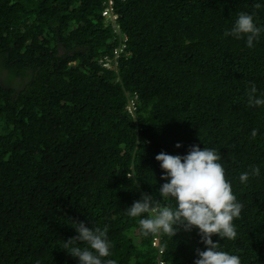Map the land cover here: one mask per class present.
<instances>
[{"label": "trees", "instance_id": "1", "mask_svg": "<svg viewBox=\"0 0 264 264\" xmlns=\"http://www.w3.org/2000/svg\"><path fill=\"white\" fill-rule=\"evenodd\" d=\"M239 12L264 25V0H0V264H77L80 221L107 226L117 264H194L195 227L145 237L124 211L159 200L158 153L194 144L243 205L213 241L264 264V105L246 95H264V33L226 36Z\"/></svg>", "mask_w": 264, "mask_h": 264}, {"label": "clouds", "instance_id": "2", "mask_svg": "<svg viewBox=\"0 0 264 264\" xmlns=\"http://www.w3.org/2000/svg\"><path fill=\"white\" fill-rule=\"evenodd\" d=\"M260 6L259 3L254 5L255 8ZM262 33L264 25L254 21V12H239L225 35L244 38L246 46L251 48ZM100 62L106 68L110 66L107 62ZM257 91L255 83H251L246 93L249 106L264 105V95H256ZM131 106L128 105L127 109ZM251 134L255 137L257 130L253 129ZM175 147L180 148L181 144L177 142ZM155 159L163 170L161 179L165 181L157 191L159 200L154 199L153 194L145 193L124 209L128 217L139 218L140 235H174L179 227L185 230L195 227L205 248L196 249L194 264H241L238 255L222 250L220 243L212 239L213 234L222 240L235 238L233 220L240 215L243 207L231 191V183L225 178L220 153L215 148H201L194 144L183 155L162 151ZM259 174L258 166L251 168V175ZM249 175L248 171L242 172L240 182L245 183ZM160 200L174 201V207L168 203L161 204ZM75 225L77 234L64 240V249L77 258V264H117L115 259L108 258L112 244L107 236V226L91 228L83 221L75 222ZM155 240L159 245L160 240ZM81 243L85 246L80 247Z\"/></svg>", "mask_w": 264, "mask_h": 264}, {"label": "built area", "instance_id": "3", "mask_svg": "<svg viewBox=\"0 0 264 264\" xmlns=\"http://www.w3.org/2000/svg\"><path fill=\"white\" fill-rule=\"evenodd\" d=\"M108 4H112V1H109ZM153 244H154L155 246H157V245H158V242H157L156 240H154V241H153Z\"/></svg>", "mask_w": 264, "mask_h": 264}]
</instances>
